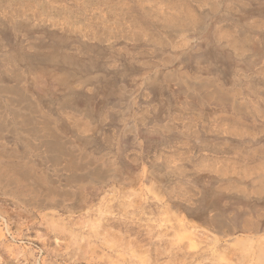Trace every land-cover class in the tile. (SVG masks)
Here are the masks:
<instances>
[{
  "label": "rangeland",
  "instance_id": "obj_1",
  "mask_svg": "<svg viewBox=\"0 0 264 264\" xmlns=\"http://www.w3.org/2000/svg\"><path fill=\"white\" fill-rule=\"evenodd\" d=\"M0 117V264H264V0H0Z\"/></svg>",
  "mask_w": 264,
  "mask_h": 264
},
{
  "label": "bare ground",
  "instance_id": "obj_2",
  "mask_svg": "<svg viewBox=\"0 0 264 264\" xmlns=\"http://www.w3.org/2000/svg\"><path fill=\"white\" fill-rule=\"evenodd\" d=\"M4 89H7V87L6 86H4L1 90H4ZM207 93H209L208 91H206L205 89H204V91H203V93L200 95L201 96V99H210L211 97H217V99H219V100H223V98L220 96V95H217V94H213V93H209V94H207ZM9 94V93H8ZM22 94H23V91H22ZM204 94H207V96H204ZM24 95V94H23ZM22 101V100H21ZM26 112V111H25ZM30 117V116H29ZM41 120V119H40ZM0 121H2V117H0ZM35 131H36V133H42V130H40L38 127H36V129H35ZM44 135H45V133H44ZM43 148V147H42ZM260 175V174H259ZM262 175V174H261ZM261 177H263V176H261ZM260 180V179H259ZM264 182V181H263ZM47 201V200H46ZM45 201V202H46ZM51 201V200H50Z\"/></svg>",
  "mask_w": 264,
  "mask_h": 264
}]
</instances>
